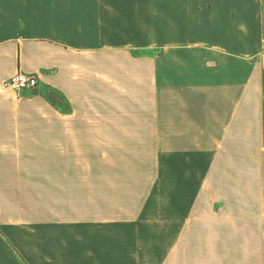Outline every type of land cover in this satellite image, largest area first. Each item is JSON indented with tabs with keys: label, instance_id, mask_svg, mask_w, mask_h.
Returning <instances> with one entry per match:
<instances>
[{
	"label": "crops",
	"instance_id": "1",
	"mask_svg": "<svg viewBox=\"0 0 264 264\" xmlns=\"http://www.w3.org/2000/svg\"><path fill=\"white\" fill-rule=\"evenodd\" d=\"M17 73L37 87L3 88ZM168 131L216 149L205 180L244 133L264 148V0H0V264H165L175 237L163 253L145 215L82 197Z\"/></svg>",
	"mask_w": 264,
	"mask_h": 264
},
{
	"label": "rangeland",
	"instance_id": "2",
	"mask_svg": "<svg viewBox=\"0 0 264 264\" xmlns=\"http://www.w3.org/2000/svg\"><path fill=\"white\" fill-rule=\"evenodd\" d=\"M137 54L152 56L153 50ZM33 91L48 95L55 107L67 108L55 91ZM147 95L153 98V90ZM153 110L146 105L149 114ZM185 132L162 133L157 149L148 136L146 143L131 149L125 165L115 167L114 196H84L83 203H110L115 217L129 204L132 217L145 215L156 225L148 232L164 239L163 253L166 247L170 251L175 237L165 264H177V256L179 264H264V148L252 149L251 133H244L242 147L228 150L237 152L235 158L223 159L213 179L205 180L216 149L172 147V140L185 139ZM185 219L190 222L187 228Z\"/></svg>",
	"mask_w": 264,
	"mask_h": 264
},
{
	"label": "built area",
	"instance_id": "3",
	"mask_svg": "<svg viewBox=\"0 0 264 264\" xmlns=\"http://www.w3.org/2000/svg\"><path fill=\"white\" fill-rule=\"evenodd\" d=\"M38 81L34 75H26L23 73H17L8 80L2 83L3 88L12 89L16 92H20L26 89L36 88Z\"/></svg>",
	"mask_w": 264,
	"mask_h": 264
},
{
	"label": "trees",
	"instance_id": "4",
	"mask_svg": "<svg viewBox=\"0 0 264 264\" xmlns=\"http://www.w3.org/2000/svg\"><path fill=\"white\" fill-rule=\"evenodd\" d=\"M46 88H48V89H51V90H53V91H55L57 94H59L56 90H54V89H52V88H49L48 86H46ZM60 95V94H59ZM61 96V95H60ZM62 97V96H61ZM45 98L47 99V100H49L50 101V103L52 104V105H54V103L52 102V100L49 98V96L48 95H45ZM65 110H69V106H68V104H67V108L65 109Z\"/></svg>",
	"mask_w": 264,
	"mask_h": 264
}]
</instances>
